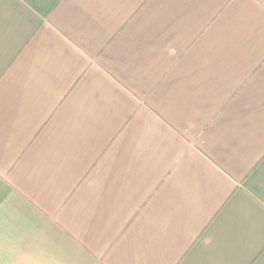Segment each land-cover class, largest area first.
Returning <instances> with one entry per match:
<instances>
[{
	"label": "crops",
	"instance_id": "0c3cea01",
	"mask_svg": "<svg viewBox=\"0 0 264 264\" xmlns=\"http://www.w3.org/2000/svg\"><path fill=\"white\" fill-rule=\"evenodd\" d=\"M0 264H264V0H0Z\"/></svg>",
	"mask_w": 264,
	"mask_h": 264
}]
</instances>
